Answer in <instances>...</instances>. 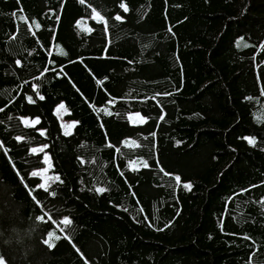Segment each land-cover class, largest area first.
<instances>
[{
  "label": "trees",
  "instance_id": "trees-1",
  "mask_svg": "<svg viewBox=\"0 0 264 264\" xmlns=\"http://www.w3.org/2000/svg\"><path fill=\"white\" fill-rule=\"evenodd\" d=\"M0 257L264 264V0H0Z\"/></svg>",
  "mask_w": 264,
  "mask_h": 264
},
{
  "label": "rangeland",
  "instance_id": "rangeland-1",
  "mask_svg": "<svg viewBox=\"0 0 264 264\" xmlns=\"http://www.w3.org/2000/svg\"><path fill=\"white\" fill-rule=\"evenodd\" d=\"M61 105H63V107H61ZM57 114L59 116L63 131L67 134L71 133L74 129L76 121L68 119L66 117V111L64 109V104L58 105ZM129 117H130V121L132 123L143 122L145 120V117L139 112H131L129 114ZM23 121L24 122L27 121L28 123H26V124H28V125H34V124H36L37 119H31V118L25 117V118H23ZM34 148L37 149V151H39L40 149L44 150V146H35V147H33V149ZM44 160H45V166H43L39 169H36L35 172L42 177L43 184L48 185L50 182V179L52 177V175L50 173V169L52 166L51 156L48 152H45ZM132 166L135 167L136 164L132 163ZM3 261H4V264H6L4 259H3Z\"/></svg>",
  "mask_w": 264,
  "mask_h": 264
},
{
  "label": "snow or ice",
  "instance_id": "snow-or-ice-1",
  "mask_svg": "<svg viewBox=\"0 0 264 264\" xmlns=\"http://www.w3.org/2000/svg\"><path fill=\"white\" fill-rule=\"evenodd\" d=\"M81 2H83V0H81ZM122 7H124L123 5H122ZM125 10H127L126 8H125ZM99 14L97 13V16H98ZM117 19H120V17L119 16H117L116 17ZM102 19V18H101ZM41 99H43V97H40ZM29 101L31 102V97H29ZM61 107H63V105H61ZM25 123H28L27 121H25ZM36 123H38V121H36ZM249 142L250 143H254V141H252V140H249ZM32 151L33 152H37V149H32ZM40 151H43V149H40ZM145 166H147L146 164H145ZM33 175L35 176V175H37V173H33ZM176 180H177V182H179V180H180V178L179 177H176ZM42 187H43V185H42ZM185 187H187V188H190L191 187V185H185ZM98 191H103V189H99ZM41 219H43V217H41ZM64 223L65 224H67V223H70V221H68L67 219L64 221ZM54 235V234H53ZM51 239H52V236L50 235V237H49V241H46V243H49V245L50 246H54V245H52L51 243H50V241H51ZM56 239H59V237H56ZM0 264H4V261H3V258L2 257H0Z\"/></svg>",
  "mask_w": 264,
  "mask_h": 264
}]
</instances>
